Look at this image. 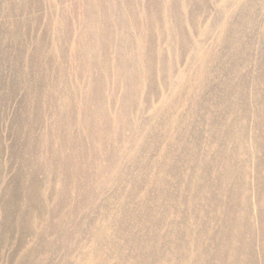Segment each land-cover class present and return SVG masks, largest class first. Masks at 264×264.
<instances>
[{"label": "bare ground", "instance_id": "obj_1", "mask_svg": "<svg viewBox=\"0 0 264 264\" xmlns=\"http://www.w3.org/2000/svg\"><path fill=\"white\" fill-rule=\"evenodd\" d=\"M212 1L213 0L74 1V8L81 10L84 18L82 20L83 26L79 31V36L73 43L71 49L70 60L73 65L70 70V75L73 80H80L82 85H73L68 82V80H71V77L68 78L69 69L63 62H61L58 67L56 66V72H53L52 63L55 58L50 54L45 55L43 50H40L39 53V58H42V62L38 64L40 69L37 68L39 71H37L39 84L37 86H35L36 84H31V78L28 77V74H25L23 77V83L28 89V92L32 94L38 90L41 91V96H43V94L46 96L47 108L51 110L50 114H46L45 109H42L41 105H39L41 108L37 107L36 118L35 121H33L34 123L29 125V132L27 131L28 138L22 152L23 155L31 151L34 154L33 159L31 158V160H28L26 163V165L29 166L28 174H24V177H29L32 180L29 187L25 186L32 211L31 213L29 212L30 215L26 211H21L16 219L17 223L24 224L26 218L29 217V226L32 228L29 227L30 229L28 232L26 230L24 231L22 241L24 243L27 241L26 239L28 237L32 236L31 239L34 243L36 242L34 249L30 250L28 252L29 254H27L29 258L28 262L24 264H52V259H48L46 255L50 252L54 253V255L56 253L59 254L60 250L61 252L62 250L65 251V253L62 252L63 257L60 264H70L71 258H74V253L78 250H80L79 253H82L83 251L81 250L85 249L86 246L79 241V236L86 233L90 235V240L86 243V245L90 246V251L87 253L84 252L85 255L84 257L82 256L81 260L82 264L256 263L254 259V240L252 235L248 233L249 231L244 227V221L246 219L245 213H242L238 221L235 222V231L228 232V243L221 251L217 248L211 249L207 245L209 235L205 224L202 227H197L199 225L197 223V217L193 219V226L186 225L187 227L184 229L187 239H191L190 244L187 245V249L190 247L188 249L190 252L187 256L188 258L181 259L177 253L174 252L173 254L169 252L168 248L171 250V247L168 246L166 248V235L161 234L158 230L161 229L160 225L163 224V222L159 218H156L157 208L160 206L164 207L163 200L166 197H173L172 191L168 192L163 189V186L167 185L165 176L160 174L154 175L155 178L152 176L155 181V186L158 187L156 193H151L145 189L146 192L144 191L139 199H137V195L140 194V186L136 185L128 189L122 186L120 187V185L127 180L128 174L132 172V167L134 166L136 168L138 166L139 160L144 152L141 145L148 142V134L151 130L153 131L156 128L152 121L151 123L149 122V126L145 127L146 125L141 121L142 118L140 119L141 122L138 121L137 124L133 119V115L141 117L142 112L150 109L152 112L150 118L157 121L166 110L165 108L170 101L172 104L171 98L163 100L160 105H155V101H152V98L154 99L155 96H157L156 71L158 68H167L165 51L159 50L156 45L158 36H164V29L161 24L164 28L166 27L167 30H169V39L175 40L178 36L182 35L181 33H175L178 30L175 31L172 25L173 22L170 21L172 19L175 21L177 16L179 22L182 23L185 21L186 13L192 12L194 8L199 10L207 8L209 10ZM218 1L220 4L219 16L222 17L219 24L222 26L221 32L223 36L220 42L222 41L223 44H226V36L228 35L227 30L230 29H227V25L235 24V28L233 27L234 29H231V33L235 38L233 54L238 58V61L233 63V65L237 72L236 76L240 78V72L245 71V67L250 63L249 56H247L248 54L246 53L248 51V48H246L248 43L246 38L247 36H254L253 31L255 32V30L253 29V25L257 23L256 21L260 17L259 8L264 5V0ZM163 16H165V18H162ZM214 24H217V20ZM156 27L160 28L161 31H158ZM16 37L17 36H15V38ZM70 37L71 36H69V38ZM250 42L253 46L252 40L249 41V44ZM55 48L56 55L60 57L66 55V51L61 45H56ZM194 49L191 61L194 62L198 60L199 69L204 72L209 67L210 62L208 57L210 54L208 51L203 50L201 45H196ZM217 58L218 61L222 60V63H227L224 61L226 55L222 57L218 56ZM44 62L49 64L46 70L44 69ZM187 69L190 70V68ZM52 75L55 77L52 78ZM199 78L201 79V77ZM60 79L64 84L63 87L59 84ZM45 82H48L49 86L46 90H43ZM177 91L178 87L174 86V93H177ZM143 92H146V96L144 97L145 102H147L146 105L140 100V94ZM237 95H240L239 90ZM197 101H199V99ZM238 112L240 115H244L243 108H238ZM46 116L50 119L47 132L43 135V138L40 140L41 142H37L34 136L30 139L35 125L41 124ZM24 117L26 118L23 119V124L27 125L29 117L26 114ZM80 126L86 131L85 138H79L73 135L74 130ZM243 135L244 133L241 132L238 136L241 146H243ZM135 137L140 139L142 143L140 145L141 147H139V145L138 147L134 146ZM84 139L88 142H85ZM165 142L167 141L165 140ZM255 155H257V153ZM165 158H167V160L163 172H173L175 164L173 160H171L169 152H167ZM232 166L233 164L231 163L227 165L224 178L226 181H231V178L235 175ZM200 171H202V169ZM49 175L53 176L54 181L60 185L58 190L52 191L53 195H51V197H55L59 200L58 205H60L61 208L63 207L61 211H58L59 207L57 209L50 208L49 210L45 205L43 206L46 197L44 193H42V187L46 184ZM188 176H190V172L186 171L185 191L193 189L191 185H189ZM198 185L199 186H196L194 189H197V192L203 191L205 188L204 184L199 182ZM73 191L75 194L72 193ZM111 195L116 196V198L120 196L129 200L126 203H122L120 206L118 205V207L116 206V208L119 209L118 215H114L115 212H111L108 208V197ZM74 196L75 198H73ZM51 197L48 198L50 201L52 199ZM97 200H99L101 206H98L99 202L95 205ZM11 202L12 200L7 205H10ZM90 204L93 205V208L91 207L89 212L88 210L86 211V207ZM97 210L99 212V218L103 220V225L100 223H93L92 219L89 218L91 212L96 213ZM47 214L50 219L46 218ZM108 222H110L109 225ZM40 225H44L42 230L36 231V233L31 230L40 227ZM169 225L170 233L174 235L177 241L180 240L181 235L180 231L177 229V224L172 221L171 223L169 222ZM69 227H73L71 232ZM45 235L54 236L56 240L45 241L47 239L44 238L46 237ZM210 238L212 237L210 236ZM102 242H105V245L102 244ZM242 254L246 255L247 260L241 258ZM229 258H233V260L230 261Z\"/></svg>", "mask_w": 264, "mask_h": 264}, {"label": "rangeland", "instance_id": "obj_2", "mask_svg": "<svg viewBox=\"0 0 264 264\" xmlns=\"http://www.w3.org/2000/svg\"><path fill=\"white\" fill-rule=\"evenodd\" d=\"M74 1L0 0V264H24L28 262L27 254L36 245V242L34 243L31 239L32 236L28 237L24 243L22 241L24 231L28 232L32 228L29 226V217L27 216L28 218H26L24 224L17 223L16 219L21 211H26L29 215L32 211L25 191L32 180L29 177H24V174H28L29 166L26 163L31 158L33 159L34 154L31 151L23 155L22 152L28 138L29 125L35 121L37 107L41 105L46 114H50L51 110L47 108L46 96L44 94L41 96V91L38 90L32 94L28 92V89L24 86L23 77L28 74V77L31 78V84H36L35 86L39 84V71L37 68H39L38 64L42 62V58H39L40 50H43L45 55L54 56L53 72H56L55 69L63 62L69 69L68 78L71 77L70 70L73 65L70 60L71 49L79 36L84 18L83 12L74 8ZM219 5L218 0H213L209 10L207 8H203V10L194 8L192 12L186 13L185 21L182 23L179 22L177 16L175 21L172 19L170 22H173L172 25L175 31L178 30L175 33H181L182 35L175 40L169 39V30L161 24L164 29V36H158L156 45L159 50L165 51L167 68H158L156 71L157 96L154 99L152 98V101H155V105H160L163 100L171 98L172 104L170 101L157 121L150 118L152 112L147 108L141 113V117L133 115V119L137 124L142 118L141 121L144 122L145 127L149 126L152 121L156 128L148 134L149 139L146 144L141 145L140 139L135 137L134 146H142L144 152L138 166L135 168L132 165V172L128 174L127 180L120 187L128 189L136 185L140 186V194L137 195V199H139L146 190L156 193L158 187L155 186L154 178L157 174L165 176L167 185H164L163 189L168 192L172 191L173 197L169 196L170 198L166 197L163 200L164 207L157 206L156 218L163 222L160 225L161 229L158 230L161 234L166 235V248L171 247V250L168 248L169 252L177 253L181 259L188 258L190 252L188 250L190 247L187 249V245L190 244L191 239H187L184 229H186V225L193 226V219L197 217V223L199 224L197 227H202L205 224L209 235L207 245L211 249L217 248L221 251L228 243V232L235 231V222L238 221L242 213H245L244 227L254 240L255 264H264V140H262L264 139V5L259 8L260 17L257 19V23L253 25L254 36H247L246 38L248 42L246 53L249 56L250 63L245 67V71L240 72V78L236 76L237 72L233 65L238 61V58L233 54L235 38L231 33V29L235 28V24L227 25V29H230L227 30L226 44L220 42L223 36L222 26L219 24L222 18L219 16ZM165 16L162 18H165ZM216 20L217 24H214ZM156 29L161 31L158 27ZM15 36L17 37L15 38ZM69 36L71 37L69 38ZM251 40L253 46L251 42V45L249 44ZM199 44L203 50L208 51L210 54L208 57L209 67L204 72L199 69L198 60L191 61L194 47L196 45L200 46ZM56 45H61L64 48L66 51L65 56L60 57L55 54ZM223 55H226L224 61L227 63L225 64L222 63V60L218 61L217 58ZM43 64L46 70L49 64L45 62ZM54 77L52 75V78ZM70 79L68 80L70 84L82 85L80 80H73L72 77ZM59 84L61 87L64 86L61 79ZM48 86L49 83L45 82L43 90H46ZM174 86L178 87L177 93H174ZM238 90L240 91L239 96L237 95ZM145 94L146 92L140 94V100L144 105L147 103L144 99ZM198 99L199 101H197ZM238 108L244 109V115L239 114ZM25 114L29 117L27 125L23 124V119L26 118L24 117ZM49 119L46 116L41 124L35 125L30 139L34 136L37 142H41L40 140L47 132ZM83 130L82 126L77 127L73 135L85 138L86 131ZM241 132L244 133L243 146H241L238 137ZM85 142L88 141L85 140ZM167 152H169L176 169L173 172L169 171L171 173L163 172ZM256 153L257 155H255ZM230 163L233 164L232 168L235 175L231 178V181H226L224 179L226 168ZM201 169L202 171H200ZM186 171L190 172L188 181L193 188L188 191H185L184 187L186 184ZM47 178L46 184L42 187V193L46 197L43 206L45 205L49 210L50 208L57 209L59 207L58 211H61L63 207L61 208L58 205L59 200L51 197L53 195L52 191L58 190L60 185L54 181L53 176L49 175ZM199 182H202L205 188L203 191L197 192V189L194 188L199 186ZM72 193L75 194L74 191ZM50 197L52 198L51 201L48 199ZM11 200V204L7 205ZM128 201L126 198L120 196L116 198V196L111 195L108 197V208L111 212H115L114 215H118L119 209L116 206L118 207V205L120 206ZM98 202L99 200L95 202V205ZM90 205L86 207V211H89L91 207L93 208V205ZM98 206H101L100 202ZM98 214V210L96 213L91 212L89 218L92 219L93 223L103 225V220L99 218ZM46 218L50 219L48 214ZM172 221L177 224V229L180 231L181 239L178 241L170 233L169 222ZM109 224L110 222H108ZM43 227L44 225H40V227L31 230L36 233V231L42 230ZM72 229L73 227H69L70 232ZM45 236L44 238H47L45 241L56 240L54 236ZM89 237L88 233L79 236V241L86 247L81 250L82 253H79L80 250L74 253V258H71L70 264H82L81 260L82 256L85 255L84 252L90 251V246L86 245L90 240ZM102 244L105 245V242H102ZM62 252L65 253L63 250ZM62 252L60 250V253L55 255L50 252L46 256H48V259H52V264H60L63 257ZM241 258L247 260L245 254H242ZM229 260L232 261L233 258H229Z\"/></svg>", "mask_w": 264, "mask_h": 264}]
</instances>
